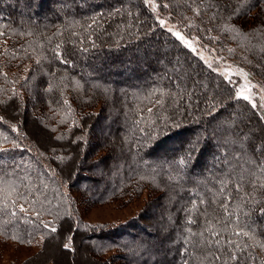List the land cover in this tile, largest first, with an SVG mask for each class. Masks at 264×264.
Returning a JSON list of instances; mask_svg holds the SVG:
<instances>
[{"label": "trees", "instance_id": "trees-1", "mask_svg": "<svg viewBox=\"0 0 264 264\" xmlns=\"http://www.w3.org/2000/svg\"><path fill=\"white\" fill-rule=\"evenodd\" d=\"M156 1L196 37L219 45L242 37V46L234 42L245 67L264 83V0H231L234 12L229 0ZM156 20L143 0H0V237L24 245L42 239L20 264H55L52 251L38 260L51 242L70 264L79 245L94 264H222L205 248L213 232L222 248L228 240L246 245L253 257L246 264H264V157L237 136L250 103L209 69L203 76L215 79L206 80L207 100L196 99L197 89L185 107L188 74L206 65L180 51ZM154 39L166 46L149 59L139 49ZM25 116L45 133L41 145ZM165 117L181 126H166ZM195 138V158L178 164ZM86 170L85 181L74 182ZM144 191L140 211L125 222L78 216L77 195L94 206ZM70 224L79 228L72 253L63 249Z\"/></svg>", "mask_w": 264, "mask_h": 264}, {"label": "rangeland", "instance_id": "rangeland-1", "mask_svg": "<svg viewBox=\"0 0 264 264\" xmlns=\"http://www.w3.org/2000/svg\"><path fill=\"white\" fill-rule=\"evenodd\" d=\"M143 2H145V0H143ZM146 5L152 12L154 18L157 19L156 21L158 24L159 20L163 19L165 21V30L167 27H173L174 31H180L181 34L184 35L186 39L190 40L193 46L197 49V52L194 54L196 57L203 56L204 60H202V62L204 64L205 61L210 62L213 66V69L217 71L223 79L232 81L231 84L233 85L235 96L236 93L239 92L243 95H248L251 101L257 103L258 106L260 104H264V83L256 78L252 73L250 74L248 68H246L244 64L246 62V55H242V51H240L234 42L235 39V41L237 40V42H239L242 46L243 43L241 41H244L242 37L236 35L235 38H231V41L234 42V44L229 41V43L225 42L226 44L219 45L215 43L214 40H209L208 37H205V39H201L199 36L196 37L195 34L190 31V26L186 20H182L183 24H186L185 27L181 21L172 17L168 12H165L160 3H158L156 0H150V3H146ZM165 46L166 43L163 40L154 39L151 41V43L145 44L144 42L140 46L141 49L139 50L146 51V58L154 59V51H156V49L159 47L164 48ZM161 56L162 54H160L158 57ZM221 73L223 75H221ZM98 107L99 105H97L94 110H96ZM235 110L237 111L239 109L236 108ZM236 114L239 116V118L241 116L244 118V112L241 110L237 111ZM24 119L31 136L36 141H38L37 143L41 145L40 141L44 140L43 138L45 137V133L41 130L42 128L37 126V124L30 120L27 116H25ZM190 130L194 131L193 127H190ZM96 149L97 148H95V150ZM97 169H101V167L96 165L92 168L94 171ZM90 172L87 170L84 172L81 171V175L83 177L73 179L74 182H84L86 176ZM146 197L147 193L144 191L141 196L131 199L126 203L115 202L113 204H97L94 206H88V204L82 203L83 201L78 195L75 197V201L79 218L86 221L87 223L118 224L125 222L128 218L135 216V214L140 211V208L144 204ZM41 242L42 239L37 238L31 244L24 245L0 237V264H20L26 261L29 257L37 253ZM54 245V243H50L49 248L45 250L43 257L38 259L39 262L40 260L46 262L48 259L44 258V255L48 256V253L52 251L56 254L53 256L55 257L53 259L55 264H70L71 259H69L66 254L64 255L59 251V246L54 247ZM79 246H77V255L75 258L76 264H94L89 258H87L88 256L84 254V251L80 248L81 246ZM33 264L37 263L34 262Z\"/></svg>", "mask_w": 264, "mask_h": 264}, {"label": "snow or ice", "instance_id": "snow-or-ice-1", "mask_svg": "<svg viewBox=\"0 0 264 264\" xmlns=\"http://www.w3.org/2000/svg\"><path fill=\"white\" fill-rule=\"evenodd\" d=\"M145 3H150V0H145ZM229 7L232 9V11H235V8L231 5V0H229ZM251 11V9H249ZM199 14V12L197 13ZM231 14V12L229 13ZM159 26L161 28L165 27V21L163 19L159 20ZM167 33H169L172 37L175 38V41L179 42L178 49L182 51L183 49H189L191 53L195 54L197 52V49L193 46L192 42L185 38L184 35L181 34L180 31H174L173 27H167L166 28ZM60 46L57 45V48ZM86 50V49H85ZM57 58H61V53H56ZM200 60H204L203 56L199 57ZM63 63H67L66 58L62 59ZM131 63V62H129ZM175 65L180 64V56L177 55L174 59ZM206 68L204 66H200L199 69L193 67L191 69V72L188 74V83L185 84L186 89H191L192 91L188 95V103L185 105V107H191L192 106V97L196 95V90L199 89L202 92L201 96H196L197 100H200L203 102L204 100H207L208 98V92L212 89L209 88L208 84L206 83V80H214V77H204L203 73L206 70H213V66L210 62L205 61ZM221 75H223L221 73ZM171 79V77H169ZM177 79H182L181 77H177ZM229 84L232 83L231 80L228 81ZM179 86V85H177ZM221 85L214 84L213 88H219ZM224 91H227V89H224ZM219 95V93H217ZM237 99H243L244 101H249L250 108L252 114L247 117L246 120H242L239 123L243 125L242 128L238 129L237 135L241 138V140H247L248 143L251 146V150L253 155H259V157H264V104H260L259 106L257 103L251 101L250 97L248 95H243L242 93H236ZM185 97L181 95L179 97V100H184ZM213 100H215V97H213ZM162 103V102H161ZM178 103L177 99H172V104L176 105ZM198 106V105H197ZM180 111H183V108L180 109ZM149 112H151V109H149ZM0 121L6 122L5 118L0 116ZM165 125L168 127H171L172 125L175 126V128L180 127L181 125L179 123H176L174 117H165L164 118ZM12 131H16L15 125L12 127ZM200 144L199 138H195L189 145L186 146L183 153L178 155L174 160L178 162L180 165H187V163L195 158V154L198 153L199 148L197 145ZM225 163H229L228 157L225 156L223 158ZM264 164V161L261 162ZM226 186V182L221 183V189H224ZM226 209V206H225ZM25 208L23 206L20 207V212H25ZM15 215V213H13ZM195 221L189 220V223H194ZM44 228H49L48 224H43ZM50 231L52 233H57L60 231V229L56 227H51ZM94 231V229H93ZM79 232V228L76 227L73 224H70V226L67 228L66 233V239L67 243H63V249L69 253H72L76 251L74 247V239L75 234ZM213 235L217 237L214 241H207L205 243V248L208 252V254L211 257V260L213 261H220L222 264H227V260H225V257H227L228 260H231L235 262V264H246V261L249 259H253L251 253H247V255L244 254V249L247 247L246 245L244 247H241L239 243H236L232 240H228L226 246L223 248L221 247V240L218 238L220 233L213 232ZM237 235H243L247 236V232L238 233ZM87 240H82V243H86ZM219 253V254H218Z\"/></svg>", "mask_w": 264, "mask_h": 264}, {"label": "bare ground", "instance_id": "bare-ground-1", "mask_svg": "<svg viewBox=\"0 0 264 264\" xmlns=\"http://www.w3.org/2000/svg\"><path fill=\"white\" fill-rule=\"evenodd\" d=\"M49 245H50V243H49ZM47 246V245H46ZM55 247V246H54ZM48 251V250H47ZM57 251V250H56ZM42 254H44V253H42ZM49 254V253H48ZM55 254V253H54ZM56 255V254H55ZM47 257V256H46ZM79 257V256H78ZM42 258V257H41ZM47 260V259H46ZM34 261V260H33ZM41 261V260H40ZM42 262H44V261H42ZM80 263V262H79Z\"/></svg>", "mask_w": 264, "mask_h": 264}]
</instances>
